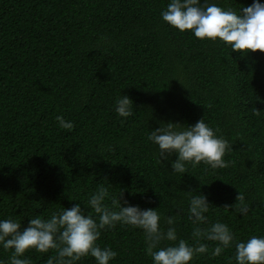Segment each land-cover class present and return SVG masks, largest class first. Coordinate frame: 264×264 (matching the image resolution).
Returning <instances> with one entry per match:
<instances>
[{
    "label": "trees",
    "instance_id": "16d2710c",
    "mask_svg": "<svg viewBox=\"0 0 264 264\" xmlns=\"http://www.w3.org/2000/svg\"><path fill=\"white\" fill-rule=\"evenodd\" d=\"M169 2L0 0V219H18L23 230L32 216L84 207L103 184L122 192V203L178 214V238L190 244L185 191L208 197L201 227L220 221L240 240L264 235V52L242 54L179 31L161 18ZM217 2L239 9L252 0ZM120 95L133 101L127 118L114 110ZM57 116L74 128H61ZM203 117L229 141L228 166L172 172L176 154L160 163L149 132ZM238 192L246 215L236 210ZM199 242L208 252L190 264H236L234 246L213 257L215 242ZM98 243L117 251L110 264H152L139 228L118 223L101 230ZM11 253L0 248V259ZM55 254L24 255L45 264Z\"/></svg>",
    "mask_w": 264,
    "mask_h": 264
},
{
    "label": "clouds",
    "instance_id": "9594fccd",
    "mask_svg": "<svg viewBox=\"0 0 264 264\" xmlns=\"http://www.w3.org/2000/svg\"><path fill=\"white\" fill-rule=\"evenodd\" d=\"M160 15L170 26L181 32L189 30L200 40L219 41L242 54L264 52L262 0H252L239 9L223 6L217 0H170ZM114 110L118 116L127 118L132 115L133 101L126 95L117 96ZM56 120L61 128H74V122L63 116H57ZM148 140L157 146L160 163L168 159V154H176V159L171 161L172 172L181 174L187 172L189 164L195 167L201 162L212 169L227 167L229 162L223 157L232 150L229 141L218 136L204 117L194 124L162 123L149 132ZM185 192L187 220L195 226L192 232L195 244L178 238V214L164 216L159 207L142 208L127 200L122 203V192L117 197L109 186L100 184L90 193L84 207L74 203L70 208L53 211L47 218L32 216L23 230L18 219H0V248L12 250L7 262L0 259V264H31L30 258L24 255L30 249L41 253L55 250L56 254L49 256L45 264H77L88 256L95 258L96 264H110L117 257V251L110 246L102 247L98 241L101 230L113 229L118 223L143 231L152 264H190L197 254L208 252V245L199 242L200 239L215 242L213 257L234 246L236 264H264V235L240 240L228 224L220 221L201 227L209 220L208 197L195 191ZM236 200L241 202L236 210L246 215L248 206L243 203V195L238 192ZM232 207L236 208V203ZM165 241L172 243L161 246Z\"/></svg>",
    "mask_w": 264,
    "mask_h": 264
}]
</instances>
